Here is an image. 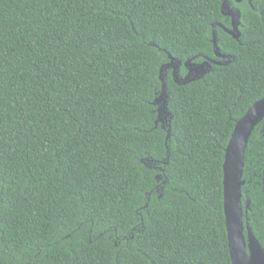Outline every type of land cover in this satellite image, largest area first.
I'll use <instances>...</instances> for the list:
<instances>
[{"label":"trees","instance_id":"1","mask_svg":"<svg viewBox=\"0 0 264 264\" xmlns=\"http://www.w3.org/2000/svg\"><path fill=\"white\" fill-rule=\"evenodd\" d=\"M222 1L0 0V264H231L223 161L264 96V0L239 39L216 27L229 62L164 68V127L154 104L168 53L215 58ZM263 123L242 194L264 247Z\"/></svg>","mask_w":264,"mask_h":264},{"label":"water","instance_id":"2","mask_svg":"<svg viewBox=\"0 0 264 264\" xmlns=\"http://www.w3.org/2000/svg\"><path fill=\"white\" fill-rule=\"evenodd\" d=\"M228 0H223L221 4L222 12L227 7ZM227 15L232 17V29L223 27L230 33L234 39H239L241 24V12L236 7H231L226 11ZM212 43L215 58L204 57L202 62H195L193 58L181 62L168 53L169 62L160 69L159 78L161 80V92L155 99L154 104L157 106V122H164L170 115L168 110V98L166 85L165 69L172 70V77L176 83H188L203 77L212 70L213 64L220 65L222 60L229 62L230 55L220 51L217 44L216 25L212 26ZM197 57V56H196ZM184 66L187 74L182 77L180 68ZM264 120V96L257 100L246 113L237 120L229 142L225 148L223 161V209L225 215V225L227 230L228 248L230 253L231 264H264V247L254 235L248 218L244 223V214H247L250 208V200L243 202L242 187L245 184L243 179L245 151L249 138L255 127ZM171 128L167 130L169 137ZM264 132V123L262 126Z\"/></svg>","mask_w":264,"mask_h":264},{"label":"flooded vegetation","instance_id":"3","mask_svg":"<svg viewBox=\"0 0 264 264\" xmlns=\"http://www.w3.org/2000/svg\"><path fill=\"white\" fill-rule=\"evenodd\" d=\"M253 1L254 0H228V3H230V4H227V7H226V9H225V11L224 12H222V14L225 16V18H226V20H225V22L228 24V25H225V24H223V23H220V22H218V23H216V24H214V25H216V27H220V28H222L221 26H219L218 24H222L223 25V27H225V28H227V29H232V17L230 16V15H227L226 14V11H228V9H230L231 7H236V8H238L239 10H240V7L237 5V4H239V5H243V4H248L249 6H251L252 8H254V6H253ZM221 11H222V9H221ZM240 12H241V10H240ZM240 26H241V24L239 25V28H240ZM226 33H228L224 28H222ZM240 30V29H239ZM216 31H217V29H216ZM228 34H230V33H228ZM231 35V34H230ZM232 36V35H231ZM233 37V36H232ZM214 57H215V55H214ZM203 60H204V58H203ZM202 60V61H203ZM202 61H198V62H202ZM184 67V66H183ZM185 69V68H184ZM171 73H172V70H171ZM187 74V70L185 69V73H184V75H182V77H184L185 75Z\"/></svg>","mask_w":264,"mask_h":264}]
</instances>
